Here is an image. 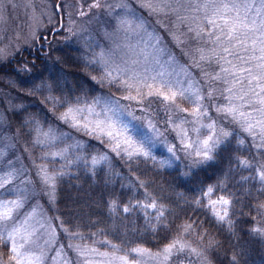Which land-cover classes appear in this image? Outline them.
I'll return each instance as SVG.
<instances>
[{"label":"rangeland","instance_id":"1","mask_svg":"<svg viewBox=\"0 0 264 264\" xmlns=\"http://www.w3.org/2000/svg\"><path fill=\"white\" fill-rule=\"evenodd\" d=\"M208 2L209 0H0V65L9 61L14 63L19 59L17 56L23 54L25 56L22 61H26L27 53L32 57H40L47 50L48 42H65L66 47H73L77 56L95 71L94 80L97 84L111 90L110 95L98 93L91 99H78L74 104H60L59 98L51 94L47 86L38 84L33 87V91L37 93L36 97H44L43 100L52 99L53 107L50 112L54 122H47L46 125L30 123L26 121L28 114L25 113L22 116L25 120L21 125L23 132L18 134L12 130L6 110L26 111L27 106L11 105L13 96L3 93L0 81V182L4 179L9 181L0 188V202L18 201L20 204L18 208L9 205L13 207L12 217L0 222V237H3L0 240V262L13 264L8 260L11 254L8 234L14 228L20 229L18 243L22 242L20 237L25 231L33 233L31 242L25 247L35 256L41 257L40 264H116L112 259L113 254L125 255L115 248L89 246L72 235L67 236L66 244L60 242L59 231L48 209L53 208L58 179L66 175L70 166L76 163L87 160L91 166H100L111 156H124L127 159L143 157L159 162L164 167H178L187 173L210 162L215 151L233 134L243 148L251 144L255 150L264 149L257 147L261 143L258 127L252 133L244 130L248 123L255 124L264 119V115L258 111L264 105L249 90L246 74L239 73L237 78H246L241 83H235L232 75L221 71L222 68L231 71L233 65L241 68L254 66L258 62L249 58L260 55V45L254 46L252 43L259 32L248 33L247 38L243 33L235 34L244 40V44L237 43L235 38L229 39L222 20H216L220 28L208 23L206 17L212 16L213 8L202 7ZM215 2L220 4L228 0ZM255 2L258 4L259 0ZM94 3L98 6L92 7ZM148 4L151 7H147ZM234 15V12L226 13V16ZM250 16H254V13H250ZM245 45L247 50H244ZM225 48L233 54L226 53ZM237 56L249 59V64L242 63ZM145 70L148 75L163 72V79L169 81L174 90H184V97L178 96L175 103H170L156 95L147 96L148 89L141 87L135 80L129 81V77L135 73H139L142 78L146 74ZM125 81H129L134 87H127ZM10 83L7 81V84ZM255 84L256 81H253L252 88L259 92ZM137 88L142 95H137ZM229 88H232V92L227 91ZM195 95L200 96L202 111L207 112V115L198 119L191 114L195 106L191 100L195 99ZM126 96L135 99H125ZM241 96L244 98L240 99ZM227 97H231V100ZM150 101L152 105L154 102H163L162 115L166 118L161 123L167 125V132H163L149 115ZM61 106H64L63 109H60ZM230 106L249 115L250 119L245 121L238 113L233 118L224 111H218ZM69 108L84 111L73 113L75 120L62 119ZM89 108L92 109L91 112ZM108 118L118 128L127 125L128 130L124 135L143 142L148 155L130 157L122 150L128 147L123 143L117 149L115 140L96 129V121ZM85 124L88 127H84ZM210 124H214V129L205 127ZM181 129L187 131L188 141H200L208 135H213L214 139L218 137L220 142L212 148L211 159L204 160L197 157L193 150H184ZM221 131L228 132L229 135L224 137L220 135ZM89 138L102 143L104 152L89 156L85 149ZM120 139L122 141L123 138ZM169 148L173 151L170 152ZM189 151L192 152L191 155ZM45 177L50 179L46 181ZM190 234L188 230L185 237L178 239L186 245L183 252L194 254L199 259V264H212L197 237L189 239ZM77 245L80 246L79 251L75 247ZM163 248L158 251L145 248L151 255L143 257L130 252L127 254L130 259L139 261V264H170L174 254L182 253L174 251L165 261ZM191 249H196L199 255ZM157 253L161 255L156 256Z\"/></svg>","mask_w":264,"mask_h":264},{"label":"trees","instance_id":"2","mask_svg":"<svg viewBox=\"0 0 264 264\" xmlns=\"http://www.w3.org/2000/svg\"><path fill=\"white\" fill-rule=\"evenodd\" d=\"M48 43L40 57L27 53L26 61H22L23 54L14 63L0 65L3 93L12 94L11 105L27 106L26 111L6 110L12 130L18 134L23 132V115L28 114L30 123L54 122L52 99L43 100L33 91L38 84L47 86L60 104L111 93L97 84L95 71L73 47H66L65 42ZM149 106V115L167 132V125L161 123L166 118L163 102L152 105L150 101ZM86 143L89 156L105 150L95 138ZM239 144L233 134L210 162L187 173L143 157L111 155L100 166H91L87 160L70 166L58 179L55 202L48 209L60 242L66 244L67 236L77 233L72 237L89 246L110 249L115 245L119 253L126 254L136 246L158 251L185 237L189 230V239L197 237L212 264H264V183L257 175L264 165V149ZM241 161H247L248 166ZM209 187L213 192L205 196ZM221 196L230 201L224 221L209 205V200ZM153 203L156 207H146ZM215 210L222 213L223 206L216 205ZM254 228L262 231L254 232ZM170 264H199V259L191 252L176 253Z\"/></svg>","mask_w":264,"mask_h":264},{"label":"snow or ice","instance_id":"3","mask_svg":"<svg viewBox=\"0 0 264 264\" xmlns=\"http://www.w3.org/2000/svg\"><path fill=\"white\" fill-rule=\"evenodd\" d=\"M98 4H93L92 7H97ZM147 7H151L150 4L146 5ZM202 7L213 8V13L211 17H206L208 23L214 27L220 28L221 26L216 23L217 18L223 21V27L227 29V36L229 39H237V43L244 44V40H241L236 36L237 33H243L245 38H247L248 33H256L259 32V36L254 38L252 43L253 45L259 44V52L260 55L252 56L251 60H257L258 62L254 66H248V67H241L237 68L235 65L232 66V69L228 68H222L221 71L225 73H229L233 76L235 83H241L243 79L246 77L248 78V84H249V90L253 92V95L256 96L257 101L264 105V0H259V3L257 4L255 0H252V2H249V0H228V2L217 4L215 0H209V2ZM155 10V9H153ZM228 12H234V16H226V13ZM250 13H254V16H250ZM83 14V13H82ZM219 39V37H217ZM247 50V47L245 45V49ZM256 48H253V51H255ZM224 51L228 53L229 55H232L233 53L230 52L228 48H225ZM238 59L242 61L244 64H249V59H245L242 56H237ZM203 59V57H202ZM230 63V61H229ZM255 69V71H254ZM119 70V69H117ZM146 74L141 78L139 73H135L133 76L129 77V81L135 80L137 84H139L141 87L148 89L146 95L152 96L156 95L158 97H162V99L166 102L175 103L176 98L178 96L184 97L185 92L184 90H174V87L169 81H166L163 79V76L165 75L163 72H158L156 75H148L147 70H145ZM239 73L246 74L245 76H239L237 78ZM111 75V73H109ZM160 77V79H158ZM219 77H214V79H218ZM129 81H125V84L127 87L132 88L134 85L130 83ZM151 81V83H149ZM253 81H256L255 88L259 89V92H256L254 88H252ZM227 82V81H226ZM227 91L232 92V88L227 89ZM247 93H245L246 95ZM137 95H142L140 92V89L137 88ZM125 99H135V97L126 96ZM244 97L241 96L240 99H243ZM200 96L195 95V99L191 100V102L195 105L192 109V115L195 118H199L202 115H207L206 111H202V105L200 104ZM227 99L231 100V97H227ZM84 109H72L69 108L68 112L64 113L62 116V119H76V116L73 115V113H80L83 112ZM92 109L89 108V112H91ZM180 111H185V109H180ZM218 111H224L228 115H232L233 118L236 117L237 113L238 115L243 118L245 121H248L250 119L249 115L245 114L244 112H238V109L235 107H227L223 109H218ZM258 111L261 112L262 115H264V108L258 109ZM115 114V113H114ZM79 121H77V124ZM84 127H88L87 124L84 125ZM179 128L180 126L177 125ZM205 127H208L210 129H214V124L205 125ZM259 128V139L261 143L257 145V147H264V119L256 121L255 124L248 123L247 127L244 129L246 132L252 133L254 128ZM96 129H99L101 132H103L105 135H107L109 138L116 141V148H121V143L127 145V148L122 149L129 155L130 157L132 155H145L147 156V151L144 150L143 142L135 141L131 136H126L124 133L128 130L127 125H124L123 128H118L116 124L108 118L105 121H96ZM194 131H198V129H193ZM182 136V144L184 150H193L195 152V155L197 157H200L204 160L211 159L210 152L212 148L220 142L219 138L217 137L214 139L213 135H208L207 138L200 140V141H188L187 136L188 133L186 130L181 129L180 132ZM220 135L227 137L229 135L228 132L221 131ZM255 135V133H253ZM123 138L122 141L120 138ZM242 143V142H241ZM131 149V151H129ZM169 151H173L172 148H169ZM192 152L189 151V155H191ZM95 163V161H93ZM241 164L244 166H248L247 161H241ZM257 175L259 177V180L264 183V165H261V167L257 170ZM46 181L50 178L45 177ZM9 183L7 179H4L3 182H0V188H3L5 184ZM213 192V188L209 187L207 192L204 193L205 196H211ZM230 201L226 199L225 197L221 196L218 200H209V205L213 208L214 215L217 216V218L220 221H224L226 217L228 216V210L227 206L229 205ZM9 205H12L13 207H20V204L18 201H10V202H0V222L7 221L12 217L13 213V207H10ZM216 205L223 206V212H217ZM146 207H156L155 203L151 205H146ZM261 207H264V205H261ZM129 209L127 207L124 208V211L127 212ZM67 231V230H65ZM254 232H261L262 230L259 228H254ZM55 230L53 229V233ZM20 233V229H13L12 232L8 234V239L11 241V248H10V255L8 257V260L13 262V264H40L41 257L35 256L33 253L28 251L25 247V245L29 244L31 242V237L33 233L25 231V234L20 237L21 241L20 243L17 242V235ZM72 235H78L77 233H72ZM3 237H0V240H2ZM69 247H73V245H69ZM76 249L79 251L80 246H75ZM116 246L113 245V248ZM186 248V245L181 243L180 240H173L171 243L166 245L162 250L163 259L167 261L169 257L173 254L174 251L183 252ZM91 251H95V249H91ZM130 253L135 254V256L143 257L145 255H151L149 251L142 247H136L129 250ZM193 253H196V249H191ZM81 254H83L81 252ZM199 255V253H196ZM100 255L107 256V253H100ZM161 253H157L156 256H160ZM112 259L116 262V264H139V261L133 259H130L129 255L126 253L125 255L116 256L113 254ZM0 264H3V262H0ZM87 264V262H86Z\"/></svg>","mask_w":264,"mask_h":264},{"label":"water","instance_id":"4","mask_svg":"<svg viewBox=\"0 0 264 264\" xmlns=\"http://www.w3.org/2000/svg\"><path fill=\"white\" fill-rule=\"evenodd\" d=\"M56 10H57V8H56Z\"/></svg>","mask_w":264,"mask_h":264}]
</instances>
